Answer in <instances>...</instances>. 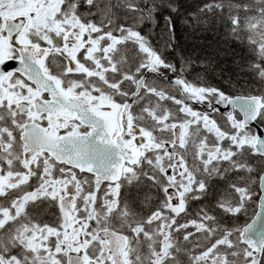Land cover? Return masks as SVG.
I'll return each mask as SVG.
<instances>
[{
    "label": "snow or ice",
    "instance_id": "obj_1",
    "mask_svg": "<svg viewBox=\"0 0 264 264\" xmlns=\"http://www.w3.org/2000/svg\"><path fill=\"white\" fill-rule=\"evenodd\" d=\"M0 264H264V0H0Z\"/></svg>",
    "mask_w": 264,
    "mask_h": 264
},
{
    "label": "trees",
    "instance_id": "obj_2",
    "mask_svg": "<svg viewBox=\"0 0 264 264\" xmlns=\"http://www.w3.org/2000/svg\"><path fill=\"white\" fill-rule=\"evenodd\" d=\"M179 35H180L181 41L183 42V40H184V33H183L182 30L180 31Z\"/></svg>",
    "mask_w": 264,
    "mask_h": 264
}]
</instances>
